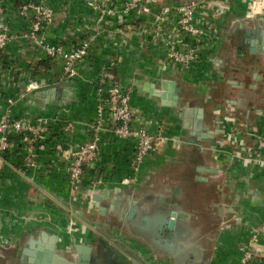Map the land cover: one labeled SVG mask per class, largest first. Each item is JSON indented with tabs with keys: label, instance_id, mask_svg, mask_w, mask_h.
Returning a JSON list of instances; mask_svg holds the SVG:
<instances>
[{
	"label": "crops",
	"instance_id": "0c3cea01",
	"mask_svg": "<svg viewBox=\"0 0 264 264\" xmlns=\"http://www.w3.org/2000/svg\"><path fill=\"white\" fill-rule=\"evenodd\" d=\"M46 1L56 11L46 31L49 41L73 45L90 34L95 39L74 76L63 74L61 61L41 62L43 54L28 38L11 40L1 51L0 115L8 96L38 77L48 84L21 96L13 114L55 119L36 151L37 166L21 168L25 149L16 139L2 162L0 264H41L53 237L58 251L72 258L78 245L93 246L99 236L107 237L106 232L133 249L141 258H133L138 264H239L249 228L264 221V191L257 183L264 169L251 170L264 156V53H242L239 46L245 29L264 23V14L246 18L245 0H230L225 12L212 9L218 36L205 42L200 57L184 68L167 63V47L144 27H154L155 15L165 4L183 0H153L149 13L105 14L101 21V12L87 0ZM8 21L15 30L29 25L22 17L10 16ZM112 61L122 83L131 89L134 123L151 131L162 127L169 139L134 173V140L116 136L113 127L103 130L100 156L88 167L82 190L74 192L64 170L57 168L63 158L56 153V143L62 138L69 146L94 135L88 125L96 112L98 75ZM163 78L179 81L181 105L204 107V125L220 132L199 139L192 131L193 117L185 126L181 106L164 103L153 91ZM69 119L75 127L67 137L62 127ZM50 163L54 169L46 170ZM212 166L218 170L209 169ZM98 177L103 181L95 184ZM99 193L105 194L93 203V195ZM172 209L185 213L178 218L182 234L174 238L180 253L160 245L156 236L164 238L146 221L147 216Z\"/></svg>",
	"mask_w": 264,
	"mask_h": 264
},
{
	"label": "built area",
	"instance_id": "2783aa9c",
	"mask_svg": "<svg viewBox=\"0 0 264 264\" xmlns=\"http://www.w3.org/2000/svg\"><path fill=\"white\" fill-rule=\"evenodd\" d=\"M183 0L179 3L165 4L155 15L154 27L145 24V30L151 31L167 47L166 60L173 66L190 67L201 55L205 42L214 40L219 28L212 18L216 13L225 12L230 7V0ZM247 5L246 18H254L264 14V0H245ZM90 7L101 12L102 16L109 14L128 15L149 13L152 11L153 0H124L122 5L108 4L105 0H87ZM55 8L46 0H22L8 7L6 0H0V56L3 48L17 38L30 39L44 59L61 61V70L65 76L78 73V64L87 58L92 50L95 34H90L80 42L68 45L62 41L51 42L47 38V29L55 20ZM176 14L175 16H172ZM22 17L29 25L22 30L11 27L8 17ZM173 22V23H172ZM115 62L104 65L98 75V96L96 112L88 125L94 135L74 143L65 145L61 138L56 143V153L63 158V165L57 166L66 173L70 188L74 192L81 191L88 167L100 156L101 132L113 127L116 136L132 138L135 148L131 155L133 172L140 169L147 156L153 155L160 148L161 142L169 139L162 127L151 131L146 125L134 123L135 109L131 104V89L122 83L114 68ZM48 84L46 78H31L27 88L17 95L8 96V104L0 115V171L6 154L12 148L14 139L22 143L24 152L20 161L23 169L38 165L37 149L43 145V140L50 132L53 116L40 115L32 119L29 114L14 115L13 106L16 101L25 96L27 91L40 89ZM72 119L64 122L62 134L68 137L74 130ZM235 136L236 132L233 130ZM258 159V158H256ZM247 160H254L249 157ZM50 163L46 170L54 169ZM126 178L124 181H127ZM103 181L102 177L94 180L95 184ZM257 237L249 238L248 245L243 248L239 264H264L258 257L263 248L257 245Z\"/></svg>",
	"mask_w": 264,
	"mask_h": 264
},
{
	"label": "water",
	"instance_id": "95a60500",
	"mask_svg": "<svg viewBox=\"0 0 264 264\" xmlns=\"http://www.w3.org/2000/svg\"><path fill=\"white\" fill-rule=\"evenodd\" d=\"M261 27L262 28L247 27L244 35L242 36V45L249 44L251 46L252 53H255L257 49H264V23ZM261 32L262 34L260 35ZM260 36H262V39L259 42L258 38ZM241 47L242 46H239V52H242ZM180 90L181 84L179 81L163 78L161 86L155 87L153 91L162 97V101L164 103L181 106L180 114L183 115L185 126L190 125V121L192 119L191 117H193L192 131L199 139L202 137H213L215 133H219L220 129L218 127L214 130H210L204 125V107L191 106L186 102L181 105L183 103L182 101L184 96L180 93ZM190 140L199 142L195 137H191ZM209 169L218 170L215 166H212ZM103 194L105 193L94 194L93 203H99L104 196ZM115 203L117 204V202ZM133 210L134 206L131 207L130 214H132ZM158 215L160 217L154 223L158 232L156 234H163L165 236L164 240L168 239L174 243V238L178 237V233L181 231L178 226V218L182 216L181 212L172 209L162 211V213H159ZM149 218L150 217L147 216L146 221H148ZM180 234H182V232ZM106 236L107 237L99 236L98 243L93 246H84L82 244L78 245L76 247L77 255L73 254L72 251V258H68L58 251V248L55 246V242L53 243V237L48 245V251L45 255L46 260L41 264H95V258L111 260L112 264H138L133 258L135 257L139 260H141V258L133 249L129 248L124 241L117 239L115 235L109 232H106ZM40 254L41 252L39 251L37 256H40ZM38 261L39 260H37V263H40V261Z\"/></svg>",
	"mask_w": 264,
	"mask_h": 264
},
{
	"label": "rangeland",
	"instance_id": "374dc122",
	"mask_svg": "<svg viewBox=\"0 0 264 264\" xmlns=\"http://www.w3.org/2000/svg\"><path fill=\"white\" fill-rule=\"evenodd\" d=\"M245 158V156H244ZM256 168L264 169V156L259 157L258 162H256V165L251 168V170H254ZM254 182V181H253ZM258 185L261 187L262 191H264V175L260 178V180H257ZM250 230V235L249 238L251 237H257V245H261L263 248V251L260 252L258 257H261L264 260V221L261 222L259 225H254L249 228ZM248 242L243 243L240 248H241V254L243 251V248L248 245Z\"/></svg>",
	"mask_w": 264,
	"mask_h": 264
},
{
	"label": "bare ground",
	"instance_id": "6f19581e",
	"mask_svg": "<svg viewBox=\"0 0 264 264\" xmlns=\"http://www.w3.org/2000/svg\"><path fill=\"white\" fill-rule=\"evenodd\" d=\"M181 214L184 215L185 213L181 212ZM159 217L160 216L157 213L155 215H152L148 219V221H147L148 225L154 231L155 234L158 233V232L156 230V227H155V224L154 223L157 221V219H159ZM156 235H158V234H156ZM178 235H179V233H178ZM156 240H157V242L160 245H162L163 247H165L167 250L172 251V252H175L176 251L175 253H180V247L176 243H173L172 241H170L168 239L162 240V239H160L157 236H156ZM28 252H29L30 255H33L32 251H28ZM95 262H96L95 264H112V261L111 260H108V259L107 260H105V259L102 260V259L95 258Z\"/></svg>",
	"mask_w": 264,
	"mask_h": 264
},
{
	"label": "flooded vegetation",
	"instance_id": "af4514ba",
	"mask_svg": "<svg viewBox=\"0 0 264 264\" xmlns=\"http://www.w3.org/2000/svg\"><path fill=\"white\" fill-rule=\"evenodd\" d=\"M259 26H255V27H253V28H257V27H260V28H262L261 26L263 25V23H260V24H258ZM262 34V32L260 33V35ZM259 42L261 41V39H262V36H260L259 38ZM240 46H242L241 47V50L243 51V53H248V54H257L258 55V53H260V52H262V53H264V49H257L256 51H255V53H252L251 52V46L249 45V44H244V45H242V43L240 44ZM199 169L200 170H205V168H204V166L202 165V164H200L199 165ZM162 238H165V236L162 234Z\"/></svg>",
	"mask_w": 264,
	"mask_h": 264
},
{
	"label": "trees",
	"instance_id": "16d2710c",
	"mask_svg": "<svg viewBox=\"0 0 264 264\" xmlns=\"http://www.w3.org/2000/svg\"><path fill=\"white\" fill-rule=\"evenodd\" d=\"M41 62H44L46 64H49L50 63L48 59H43V60H41Z\"/></svg>",
	"mask_w": 264,
	"mask_h": 264
}]
</instances>
